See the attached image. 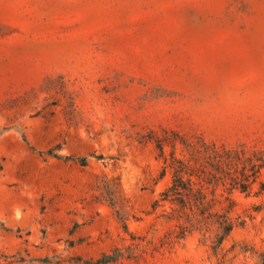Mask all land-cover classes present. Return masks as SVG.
I'll return each mask as SVG.
<instances>
[{
    "label": "rangeland",
    "instance_id": "obj_1",
    "mask_svg": "<svg viewBox=\"0 0 264 264\" xmlns=\"http://www.w3.org/2000/svg\"><path fill=\"white\" fill-rule=\"evenodd\" d=\"M216 151L217 253L154 206ZM262 157L264 0H0V264H262Z\"/></svg>",
    "mask_w": 264,
    "mask_h": 264
},
{
    "label": "trees",
    "instance_id": "obj_2",
    "mask_svg": "<svg viewBox=\"0 0 264 264\" xmlns=\"http://www.w3.org/2000/svg\"><path fill=\"white\" fill-rule=\"evenodd\" d=\"M225 156L224 153L219 151L214 153L215 163L211 162L216 170L215 172L207 171L204 165H193L175 155L171 156L170 161L166 159V162H169L166 168L170 167L172 169L173 180L171 185L161 193V198L157 199L154 204V206H158L164 201L176 206L177 215L175 218L184 220V223L180 224L179 237H185L187 232L194 230L205 231L204 235L213 232L210 237L212 240L211 246L216 253L239 223L229 215L234 205L232 200L224 212L214 210L217 201L215 197H209L206 184H219L221 180L225 183V178H229L231 180L230 189L239 188L242 191H248L251 185L248 176L244 172L241 173L242 175L237 173V163L236 161L233 162L230 154H227V157ZM211 157L209 154L208 159L210 160ZM260 159L262 162L258 164V173L264 166V158ZM262 190H264V184ZM212 192L215 195V189ZM113 260H115L113 256L103 257L98 259L96 264H106ZM262 264H264V257Z\"/></svg>",
    "mask_w": 264,
    "mask_h": 264
}]
</instances>
